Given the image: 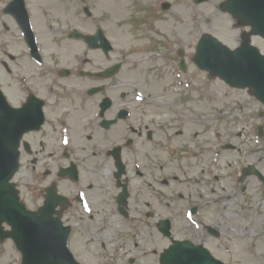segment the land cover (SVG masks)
Returning <instances> with one entry per match:
<instances>
[{
    "label": "flooded vegetation",
    "instance_id": "flooded-vegetation-1",
    "mask_svg": "<svg viewBox=\"0 0 264 264\" xmlns=\"http://www.w3.org/2000/svg\"><path fill=\"white\" fill-rule=\"evenodd\" d=\"M86 1L91 8L90 16L83 15L82 0H7L5 3L0 0V25L12 28L1 35L11 37L16 47L24 46V53L18 52L16 61L18 72L25 68L30 73L28 80L22 79L27 84L26 98L36 97L45 104V123L38 133L29 135L31 144L24 147L29 159L28 173L38 188L48 189L57 185V181H48L52 176L49 162L55 159L54 163L58 164L57 155L62 153L64 159H71L64 168L75 164L79 176L76 184L85 189L81 193L88 208L75 198L63 216L71 222H79L82 228L72 239L71 247L82 264H162V254L169 249L171 241L159 232L158 226L148 222L163 209L167 213L174 211L175 215L181 212L183 217L187 203L190 213V202L183 196L175 198L168 182L165 186L164 180L158 177L164 168L160 156L153 157L145 152L144 135L150 142L157 140L155 147H162L160 125L147 119L146 107L133 104L138 107L131 110L129 95L123 94L119 101L115 95L114 77L104 76L114 66L113 56L99 49L98 42L91 48L84 38L76 39V45H73L68 37L73 30L91 35L97 32L100 18L96 0H93L94 4L92 0ZM102 20L107 21L108 38L113 41L116 37L113 16L107 14ZM30 27L38 33V47L25 32ZM52 35L54 37L50 39ZM164 48L167 55L172 56L173 49ZM133 56L150 60L155 57V52L144 47ZM61 60L71 62L65 75L63 68L57 69ZM95 89L100 93L91 95ZM107 98L112 102L101 116V104ZM125 110L128 118L121 120L119 117ZM105 121L112 123L110 128L103 126ZM116 148H120L125 170L120 179V168L114 158ZM79 152L88 155L85 162L77 158ZM86 162H92V167L84 169ZM170 166L178 169L169 160L167 167ZM57 178L60 184L72 183L67 178L60 179L58 173ZM126 192L125 206H121L120 200ZM180 202L183 207L174 209ZM70 209L80 218L73 217ZM223 232L224 235L220 233L218 237L222 239L220 244L218 240L210 239L214 237L211 228L204 236L194 235V240L201 245L213 243L214 257L224 264H236V257L245 264L254 263L245 257L251 256V251L246 250L245 254L232 247L230 240L242 242L236 234L238 230ZM224 239L231 244H226L231 249L224 248Z\"/></svg>",
    "mask_w": 264,
    "mask_h": 264
},
{
    "label": "rangeland",
    "instance_id": "rangeland-1",
    "mask_svg": "<svg viewBox=\"0 0 264 264\" xmlns=\"http://www.w3.org/2000/svg\"><path fill=\"white\" fill-rule=\"evenodd\" d=\"M167 1L173 5L171 12H163L156 14V16L149 14L148 19L155 16L153 23L157 20L159 23L160 20L163 21L158 26L159 29L166 28L170 32L173 27L176 28L182 40L186 56L190 57V81L188 74L183 75L180 72L169 70L170 74L175 77L179 86L183 89L182 91L173 87L172 78L169 75H166L163 81L159 82L158 74L156 73L147 74L145 69L140 66L126 67L124 71H121L115 77V81L119 83L120 91L134 95L135 89L139 88L140 92L146 97L149 106L148 109H145V115L152 122L157 119L161 124H164L172 119L170 116L159 114L158 109H156L155 99L162 100V96H164L166 102L190 110V129H182L180 126V130L188 131L186 139L190 147V166L197 162L196 158H194V150H203L205 156H210L214 150L220 149L222 144L232 142L231 146L238 150L239 153L231 154L226 152L222 165L226 175L230 174L229 163L235 169L244 165L254 166L264 175V134L261 137L258 136V129L262 128L264 130V106L250 96L247 91L232 90L218 79L209 81L207 76L202 74L192 63L199 39L205 33L217 37L229 47H233L235 44L236 38L234 36L237 35V32L231 29L230 20L219 10L220 3L225 0H209L208 3L203 5H195L193 0ZM107 2L113 5L115 15L118 18L125 19L130 24V27L140 31L146 30L140 20H133L132 4L128 0H107ZM104 5H106V2ZM167 24L169 25L168 27H166ZM128 41L129 38L125 36H120L116 41V60L120 54L119 52L129 47ZM254 41L256 46L264 51V43L257 40ZM4 80L5 88L12 100L14 102L19 100L11 90L13 88L11 79L6 77ZM184 95L190 98L189 103H184ZM174 117L178 121L183 120L180 113ZM217 135H220V137L217 138ZM240 141H243L241 145L239 144ZM178 143L182 144L181 141H178ZM151 149V145L147 143L146 154L151 153ZM251 150L249 159L247 154ZM77 158L82 162L88 159L81 152L77 154ZM85 165L92 167L93 164L92 162H86L83 166ZM196 170L190 172L192 178H194ZM158 177L165 178L167 175L160 170ZM60 186H62L61 192L63 190L72 192V189L64 187V183ZM212 186L219 187V182L215 181ZM232 186L233 184L231 188ZM20 187L26 205L29 208L36 209L41 202H37L36 199L30 196L31 190L26 188L23 183H20ZM228 188H230V185H228ZM242 191V194L235 195L234 201L226 206L225 212H222V201H218V204H215L216 206L213 205L214 208L210 210L212 215L209 220L212 223L217 222L218 218L213 215V212L220 213V215L228 214L225 225H227L229 219L230 224L227 229L229 231L239 230L236 234L240 236L241 240H244V242L235 243L234 240L231 241L228 237L232 247H234V251L241 249L245 254H247L246 250L251 251L256 259L255 264H264V183L260 179L251 176L248 180L246 179ZM206 195L201 199L202 203L205 202ZM216 199V197H213V201H216ZM165 216L166 212L163 209L148 223L154 226L159 219H163ZM196 221L194 223L190 220V230H199L200 235H205L202 233V228L205 226L202 221H206V219L201 214L196 218ZM180 224L181 220L177 219L176 236L179 239L185 236L190 237L189 229L184 232L179 230ZM79 232H81V229ZM224 242V248L231 249L229 247L231 244L229 245L226 239H224ZM164 243L165 241L163 240ZM220 243H222V239L219 241ZM226 244L229 246H226ZM12 245V243H6L4 250L0 247V264H21V254L16 252ZM235 262L236 264H245L237 257Z\"/></svg>",
    "mask_w": 264,
    "mask_h": 264
},
{
    "label": "water",
    "instance_id": "water-1",
    "mask_svg": "<svg viewBox=\"0 0 264 264\" xmlns=\"http://www.w3.org/2000/svg\"><path fill=\"white\" fill-rule=\"evenodd\" d=\"M204 1L197 0V2ZM222 8L235 18L250 25L253 29V34L260 35L264 38V0H229L223 4ZM200 54L201 52L198 53V60L203 68H207L214 75L222 77L234 87L251 88L254 90L255 95L264 101V57H261L256 49H245L237 53H230L224 47L216 45L211 51L210 58H202ZM217 55H221V57L217 58ZM9 110L11 109L7 107L5 112ZM7 114L10 115L11 112ZM25 128L26 124L22 122L20 131L23 132ZM15 129L16 125L11 121L9 126L11 134L15 133ZM1 143L0 226L2 223L7 222L16 229L17 221L31 225L34 222L32 221V216L19 206L18 198L14 191L15 187L9 184L17 171L18 159L16 156V148L18 143L14 140L12 142L13 144H10L7 136L1 139ZM7 236L16 238L17 240L25 239V236L19 235L18 233ZM39 241L45 245L48 244V241L44 238H39ZM61 241L62 243H58L51 251L46 253L31 254L27 250V252H24L23 264H62L61 260L67 259V256L64 254L68 255L69 253H67L64 239ZM20 245L26 246L27 243ZM69 262L68 260V264Z\"/></svg>",
    "mask_w": 264,
    "mask_h": 264
},
{
    "label": "bare ground",
    "instance_id": "bare-ground-1",
    "mask_svg": "<svg viewBox=\"0 0 264 264\" xmlns=\"http://www.w3.org/2000/svg\"><path fill=\"white\" fill-rule=\"evenodd\" d=\"M10 121H12V120L10 119V117L7 114L0 113V131L2 129H5L8 126V124L10 123ZM46 239L51 240L50 236H47Z\"/></svg>",
    "mask_w": 264,
    "mask_h": 264
}]
</instances>
